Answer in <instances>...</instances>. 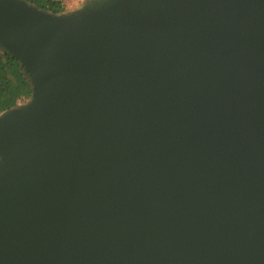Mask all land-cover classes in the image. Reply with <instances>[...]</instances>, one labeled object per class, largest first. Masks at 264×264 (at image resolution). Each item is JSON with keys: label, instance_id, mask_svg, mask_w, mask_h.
Instances as JSON below:
<instances>
[{"label": "water", "instance_id": "obj_1", "mask_svg": "<svg viewBox=\"0 0 264 264\" xmlns=\"http://www.w3.org/2000/svg\"><path fill=\"white\" fill-rule=\"evenodd\" d=\"M0 49V264H264V0H0Z\"/></svg>", "mask_w": 264, "mask_h": 264}, {"label": "trees", "instance_id": "obj_2", "mask_svg": "<svg viewBox=\"0 0 264 264\" xmlns=\"http://www.w3.org/2000/svg\"><path fill=\"white\" fill-rule=\"evenodd\" d=\"M27 3L52 14L63 12L57 0H24ZM30 95L28 79L19 67L18 61L0 49V114L17 105Z\"/></svg>", "mask_w": 264, "mask_h": 264}, {"label": "built area", "instance_id": "obj_3", "mask_svg": "<svg viewBox=\"0 0 264 264\" xmlns=\"http://www.w3.org/2000/svg\"><path fill=\"white\" fill-rule=\"evenodd\" d=\"M82 3V0H61L60 1V4L63 8V12H66V11H70L71 9L77 7L78 5H80ZM62 12V13H63ZM27 100V98H23L21 101H19L17 103V105L25 102Z\"/></svg>", "mask_w": 264, "mask_h": 264}, {"label": "rangeland", "instance_id": "obj_4", "mask_svg": "<svg viewBox=\"0 0 264 264\" xmlns=\"http://www.w3.org/2000/svg\"><path fill=\"white\" fill-rule=\"evenodd\" d=\"M57 1H59V2H60L61 0H57ZM84 1H85V0H82V3H83ZM78 6H79V5H78ZM78 6H77V7H78ZM75 8H76V7H75ZM73 9H74V8H73ZM71 10H72V9H71Z\"/></svg>", "mask_w": 264, "mask_h": 264}]
</instances>
